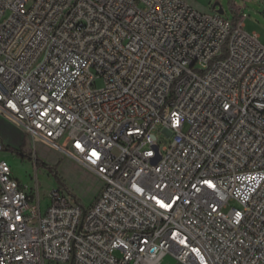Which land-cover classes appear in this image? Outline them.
<instances>
[{
    "label": "built area",
    "instance_id": "2783aa9c",
    "mask_svg": "<svg viewBox=\"0 0 264 264\" xmlns=\"http://www.w3.org/2000/svg\"><path fill=\"white\" fill-rule=\"evenodd\" d=\"M246 17L0 0V119L103 181L89 207L59 188L44 211L0 160V264H264V44Z\"/></svg>",
    "mask_w": 264,
    "mask_h": 264
},
{
    "label": "rangeland",
    "instance_id": "374dc122",
    "mask_svg": "<svg viewBox=\"0 0 264 264\" xmlns=\"http://www.w3.org/2000/svg\"><path fill=\"white\" fill-rule=\"evenodd\" d=\"M216 2L223 8L222 16L230 21L238 20L237 8L242 7L247 15L246 29L260 33V41L264 44V0H213L212 6ZM97 86H103L102 79L97 81ZM0 137L5 144L0 151V160L10 165L13 176L27 190H39L44 211L50 204L49 194L59 188L85 207L95 201L103 186L97 173L87 170L44 142H38L34 148L30 138L11 121L0 119ZM158 138L162 147L167 145V136L158 134ZM161 264H177V260L168 254Z\"/></svg>",
    "mask_w": 264,
    "mask_h": 264
},
{
    "label": "crops",
    "instance_id": "0c3cea01",
    "mask_svg": "<svg viewBox=\"0 0 264 264\" xmlns=\"http://www.w3.org/2000/svg\"><path fill=\"white\" fill-rule=\"evenodd\" d=\"M186 1L188 4L192 5L194 8L200 10V11H214L213 6H212V1L213 0H184ZM223 9V8H222ZM237 12L239 13V17L242 15L243 12V8L242 7H238L237 8ZM247 19V17H246ZM246 19H245V29H246ZM247 30V29H246ZM249 31V30H247ZM249 32H256L258 33L256 30H252ZM260 36V33H258ZM261 38V36H260Z\"/></svg>",
    "mask_w": 264,
    "mask_h": 264
},
{
    "label": "snow or ice",
    "instance_id": "6c2138e0",
    "mask_svg": "<svg viewBox=\"0 0 264 264\" xmlns=\"http://www.w3.org/2000/svg\"><path fill=\"white\" fill-rule=\"evenodd\" d=\"M77 147H80V145H77ZM93 155H97L95 152H93ZM206 184H208L209 186H212L211 185V182L210 181H204ZM154 199H156V197H153ZM157 203L160 205V207L162 208H170L172 205L171 203H164L163 202V199H157Z\"/></svg>",
    "mask_w": 264,
    "mask_h": 264
},
{
    "label": "water",
    "instance_id": "95a60500",
    "mask_svg": "<svg viewBox=\"0 0 264 264\" xmlns=\"http://www.w3.org/2000/svg\"><path fill=\"white\" fill-rule=\"evenodd\" d=\"M219 4H220L219 2H216V3L213 5V9H214V11H216L218 14L222 15V14H223V9H222V7H220Z\"/></svg>",
    "mask_w": 264,
    "mask_h": 264
},
{
    "label": "trees",
    "instance_id": "16d2710c",
    "mask_svg": "<svg viewBox=\"0 0 264 264\" xmlns=\"http://www.w3.org/2000/svg\"><path fill=\"white\" fill-rule=\"evenodd\" d=\"M97 197V196H96Z\"/></svg>",
    "mask_w": 264,
    "mask_h": 264
}]
</instances>
